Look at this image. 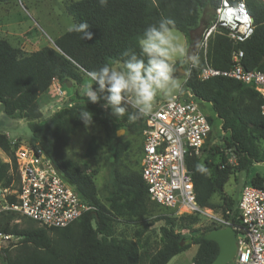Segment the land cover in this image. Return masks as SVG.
<instances>
[{"label":"trees","instance_id":"obj_1","mask_svg":"<svg viewBox=\"0 0 264 264\" xmlns=\"http://www.w3.org/2000/svg\"><path fill=\"white\" fill-rule=\"evenodd\" d=\"M12 1L0 0V5ZM219 3L220 0H108L102 7L99 0H64V9L73 24L86 22L90 26L91 40H84L83 33L68 30L53 41L56 48L46 46L26 53L0 38L1 113L8 119L26 122L31 143L43 150L63 182L84 203L94 208L65 228H47L27 218L21 227L14 222L17 213L0 214V233L20 239L12 252L5 249L6 264H167L193 245L196 246L192 258L194 264L213 262L218 246L206 236L217 227L212 224L195 235L183 237L177 230L189 228L183 223L195 224L201 216L175 215L151 202L140 170L122 174L115 165L129 147L128 143L120 142L121 138L116 135L118 130L141 135L143 116L135 120H129L127 115L121 118L111 116L110 110L101 107L106 103L103 97L107 93L101 94L98 104L81 97H77L76 102L73 99L65 101L47 118L41 113L38 101L53 81L80 86L88 79L89 72L104 64H122L125 50L139 54L138 37L146 27L164 17L175 21L177 31L187 41L188 50L195 49L203 31L214 21V11ZM245 5L253 21V34L243 43L236 44L227 37L224 29L214 33L207 46V60L214 69L228 70L233 53L241 51V65L245 70L264 73V3L262 0H245ZM209 11H213L212 17ZM195 66L185 76V90L200 104H210L220 121L224 145L232 162L218 147L205 142L198 156L186 160V167L191 174L199 207L220 209L224 215L225 210H235L240 196L237 199L222 197L230 177L242 171L247 175V169L253 164H264L261 97L251 87L228 78L200 81L201 59L195 60ZM177 68L186 72L187 64L184 67L176 65ZM85 108L93 114V124L101 126L110 144L111 174L106 187V205L98 198L94 175L84 172L78 163L61 155L74 132L85 127L79 119V111ZM207 120L212 126L211 118L207 116ZM0 150L9 159V163L0 162V183L3 187L12 184L17 187L19 177L14 150L3 134H0ZM98 150V145L91 139L85 156L95 157ZM246 185L262 188L264 178L255 175ZM215 195L220 196L218 204L212 202ZM10 201H14V197ZM150 202L173 215L154 218L153 223L164 222L159 228L162 245L144 257L136 242L114 235L113 223L118 219L132 224L142 223L152 214L148 206Z\"/></svg>","mask_w":264,"mask_h":264},{"label":"built area","instance_id":"obj_2","mask_svg":"<svg viewBox=\"0 0 264 264\" xmlns=\"http://www.w3.org/2000/svg\"><path fill=\"white\" fill-rule=\"evenodd\" d=\"M219 29H224L236 44L251 37L254 27L245 0H220L214 21L203 31L194 59L187 63L186 75L196 67L195 60L201 59L200 81L221 77L251 87L261 97L260 114L264 116V73L245 70L241 51L233 53L228 70L214 69L208 63V41ZM57 94H62L60 89ZM143 118L140 175L149 200L176 215H199L211 220L217 229L231 228L236 253L229 264H264V186H244L235 210H225L220 216L196 202L186 160L200 154L211 133L200 103L184 90L173 102L159 101L154 112ZM11 146L19 182L15 191L0 183V214L14 212L47 228H65L94 210L63 182L37 144L13 141ZM4 162L9 163V159ZM11 197L14 201H10ZM17 242L13 236L0 233V264H6L5 249Z\"/></svg>","mask_w":264,"mask_h":264},{"label":"rangeland","instance_id":"obj_3","mask_svg":"<svg viewBox=\"0 0 264 264\" xmlns=\"http://www.w3.org/2000/svg\"><path fill=\"white\" fill-rule=\"evenodd\" d=\"M62 2L63 0H13L8 5H0V33L5 35L7 32L6 28L9 27V34H11L9 37L1 35L0 37L6 39L11 46L19 47L20 37L18 38L13 35L18 32H27V37L31 47H26V50L33 51L46 46L52 47L53 41L67 32L69 27L73 25V20L66 13ZM209 16H213V11H209ZM177 32L183 40L182 33L179 31ZM199 40H197L195 49H187V57L192 55V60L194 59V54L196 52ZM25 46H27V44ZM186 62L188 63V59ZM177 63L182 62L179 61ZM184 64L182 63L178 65L184 67ZM177 69L179 70H177L178 73L176 75L182 82V79L186 76V72L180 68ZM93 87L94 89L96 88L94 85ZM59 89V87H56L55 89L52 88V92L54 94L53 96H56V99H59L60 97L57 94V90ZM81 98L85 97L82 96ZM56 99L53 101L55 102ZM162 100H165V98L161 97L158 99V101ZM53 101H48V104L42 108V113L45 118L51 116L53 113L51 110H55L56 108L57 103H54ZM200 106L205 115L211 118L212 123L211 133L205 142L209 143V145L212 147H218L219 151L229 158V150L226 149L224 145V134L220 131V121L215 117L210 104L201 103ZM0 134L5 135L9 142L18 141L22 144H31L30 133L26 122L4 117L1 113V108ZM117 134L118 138H121V143L129 144L127 151L115 164L118 171L122 174H128L135 171L138 172L140 170L139 157L142 146V134L133 135L124 131L123 129L118 130ZM91 139H94L95 143L99 147V150L97 151L95 157H86L85 151ZM261 147L264 149V142L261 144ZM109 153L110 144L105 138L101 126L98 124H93L87 128L82 127L75 131L70 137L67 145L62 150L61 154L63 158L78 163L84 172L94 175V183L97 189L98 198L105 205L106 187L111 174ZM7 160V156L0 150V162ZM247 170L249 171L247 175H245V171H242L230 177L224 188L222 197L237 199L236 197L240 195L242 187L249 181L250 178L254 177L255 175L264 178V164H253ZM16 188L17 187L15 184H12L10 187L11 191H15ZM212 202L214 204L220 203V196L215 195ZM148 206L152 214L151 216L146 217L142 223H127L125 219H118L113 223L114 235L119 239L126 238L136 242L140 252L144 257L153 254L158 249H160L162 245L159 228L164 224V222L159 221L153 223L154 218L162 215H173L171 212L157 207L151 202L148 204ZM210 211L214 215H222L220 209H214ZM14 222L23 227L27 220L18 214L16 215ZM183 225H185L184 227L189 228L180 227L177 232H179L183 237H188L190 234L195 235L204 228L210 227L212 222L209 219L201 217L197 218V222L195 224L190 225L188 222H186L183 223ZM191 230H196V232L192 233ZM15 239L18 242L20 241L19 238ZM18 242L7 249L12 252L17 247ZM195 252L196 246L193 245L187 251L173 257L167 264H190Z\"/></svg>","mask_w":264,"mask_h":264},{"label":"clouds","instance_id":"obj_4","mask_svg":"<svg viewBox=\"0 0 264 264\" xmlns=\"http://www.w3.org/2000/svg\"><path fill=\"white\" fill-rule=\"evenodd\" d=\"M106 6L108 0H99ZM90 26L84 22L73 24L70 32L83 33L84 40H91ZM139 54L125 50L122 64H104L87 74L90 81L82 91L86 101L100 103L101 94L106 103L101 107L110 110V115L129 120L148 116L154 112L159 98L173 102L183 94L184 85L176 75V64L186 58V45L178 34L175 21L164 17L149 25L137 39ZM93 85L97 88L94 89ZM79 119L85 127L93 124V114L85 109L79 111Z\"/></svg>","mask_w":264,"mask_h":264},{"label":"crops","instance_id":"obj_5","mask_svg":"<svg viewBox=\"0 0 264 264\" xmlns=\"http://www.w3.org/2000/svg\"><path fill=\"white\" fill-rule=\"evenodd\" d=\"M64 1V0H63ZM76 1V0H75ZM63 3V2H62ZM8 5V4H6ZM64 7V6H63ZM6 34L3 35V33H0L1 36H6V37H9L11 36V34H9V27L6 28ZM30 32V31H29ZM26 34V35H25ZM13 36H16V37H20V42H19V47H15V48H19L20 50H22L23 52H26V53H31V52H34V51H37L39 50L40 48L36 49V50H33V51H28L26 50V47H31V44L28 40V33L25 32V33H16L14 34ZM183 36V35H182ZM2 38V37H0ZM4 39V38H3ZM6 40V39H5ZM7 41V40H6ZM8 42V41H7ZM183 42L185 43L186 45V49H188V45H187V41L185 39V37L183 36ZM9 43V42H8ZM27 44V46H25ZM25 47V48H24ZM24 49V50H23ZM189 59V57H187V53H186V58L181 61L184 65L187 64L186 60ZM182 63H177L176 65L178 64H182ZM179 70V69H177ZM90 81L88 79H86L84 81V83L80 86H77V85H73L71 84L70 82H64L63 84H60L58 83L57 81H53L50 88L45 92V94H43L40 98H39V106H40V110H41V113H42V108L43 106H46L48 104V101L51 102L53 101L54 99H56V96H53V92H52V88H56V87H59L61 89V92L62 94L60 95L59 99H56V108L55 110H57L65 101H69L71 99H73L75 102H76V99L77 97H82L84 96L83 94V87L85 84L89 83ZM182 82H184V78L182 79ZM85 97V96H84ZM53 98V99H52ZM86 98V97H85ZM54 102V101H53ZM54 102V103H55ZM159 102V101H158ZM55 110H51L52 112H54ZM43 114V113H42ZM141 150H142V146H141ZM140 158H141V152H140V157H139V162H140Z\"/></svg>","mask_w":264,"mask_h":264},{"label":"water","instance_id":"obj_6","mask_svg":"<svg viewBox=\"0 0 264 264\" xmlns=\"http://www.w3.org/2000/svg\"><path fill=\"white\" fill-rule=\"evenodd\" d=\"M53 47L56 46L53 43ZM192 61V55L188 62ZM118 137V134H116ZM207 240L213 241L218 246V254L211 264H229L236 253L235 234L231 228L215 229L207 236Z\"/></svg>","mask_w":264,"mask_h":264}]
</instances>
